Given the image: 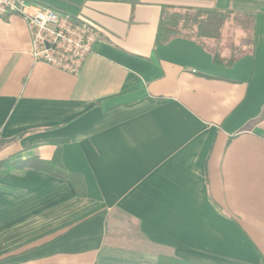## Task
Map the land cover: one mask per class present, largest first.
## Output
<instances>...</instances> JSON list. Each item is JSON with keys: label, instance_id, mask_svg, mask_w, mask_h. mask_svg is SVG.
Wrapping results in <instances>:
<instances>
[{"label": "crops", "instance_id": "0c3cea01", "mask_svg": "<svg viewBox=\"0 0 264 264\" xmlns=\"http://www.w3.org/2000/svg\"><path fill=\"white\" fill-rule=\"evenodd\" d=\"M29 1L98 36L69 74L0 16V264H264V0ZM166 6L254 12L253 54L155 46ZM58 148L85 197L22 167Z\"/></svg>", "mask_w": 264, "mask_h": 264}, {"label": "trees", "instance_id": "16d2710c", "mask_svg": "<svg viewBox=\"0 0 264 264\" xmlns=\"http://www.w3.org/2000/svg\"><path fill=\"white\" fill-rule=\"evenodd\" d=\"M254 23L255 13L251 11L166 6L161 10L154 45L164 44L176 37L186 38L202 46L210 54L212 63L229 67L240 57L253 54ZM29 133L31 131H23L0 139V149ZM22 167L43 170L60 179H68L77 196L85 197L83 177L65 171L60 161V148L50 161L30 159L23 162Z\"/></svg>", "mask_w": 264, "mask_h": 264}, {"label": "built area", "instance_id": "2783aa9c", "mask_svg": "<svg viewBox=\"0 0 264 264\" xmlns=\"http://www.w3.org/2000/svg\"><path fill=\"white\" fill-rule=\"evenodd\" d=\"M10 14L26 22L32 59L69 74L79 72L98 36L91 22L29 0H0V16Z\"/></svg>", "mask_w": 264, "mask_h": 264}]
</instances>
